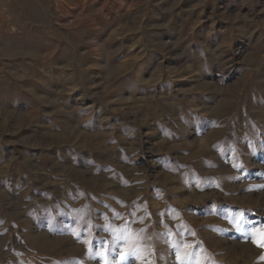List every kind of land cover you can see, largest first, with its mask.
<instances>
[{
  "label": "rangeland",
  "instance_id": "374dc122",
  "mask_svg": "<svg viewBox=\"0 0 264 264\" xmlns=\"http://www.w3.org/2000/svg\"><path fill=\"white\" fill-rule=\"evenodd\" d=\"M262 244L264 0H0V264Z\"/></svg>",
  "mask_w": 264,
  "mask_h": 264
},
{
  "label": "snow or ice",
  "instance_id": "6c2138e0",
  "mask_svg": "<svg viewBox=\"0 0 264 264\" xmlns=\"http://www.w3.org/2000/svg\"><path fill=\"white\" fill-rule=\"evenodd\" d=\"M261 246L264 247V244H262ZM185 247L188 248V247H191V245H185ZM126 258H127V255H123V254H122L121 259L123 260V259H126ZM176 258H177L178 260L181 259V255H180L179 252H177V257H176Z\"/></svg>",
  "mask_w": 264,
  "mask_h": 264
},
{
  "label": "bare ground",
  "instance_id": "6f19581e",
  "mask_svg": "<svg viewBox=\"0 0 264 264\" xmlns=\"http://www.w3.org/2000/svg\"><path fill=\"white\" fill-rule=\"evenodd\" d=\"M55 141H56V140H55ZM53 142H54V141H53ZM96 181H97V180H96ZM96 181H95V182H96ZM97 183H98V182H97ZM97 185L100 186V185H102V184L98 183ZM102 186H103V185H102ZM87 233H88V232H87ZM38 237H39V236H38ZM35 240H36V239H35ZM36 241H37V240H36ZM44 241H45V240H43V244H44ZM60 241H61V240H60ZM47 242H48V240H47ZM49 242H50V241H49ZM52 242H53V241H52ZM40 243H42V242H40ZM40 243H39V244H40ZM74 243H75V242H74ZM48 246H49V245H48ZM49 247H50V246H49ZM69 254H70V252H69Z\"/></svg>",
  "mask_w": 264,
  "mask_h": 264
}]
</instances>
